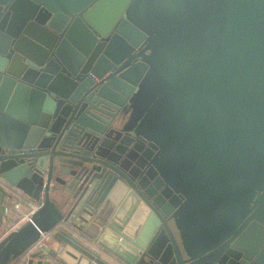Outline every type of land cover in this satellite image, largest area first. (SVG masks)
<instances>
[{"label": "water", "instance_id": "1", "mask_svg": "<svg viewBox=\"0 0 264 264\" xmlns=\"http://www.w3.org/2000/svg\"><path fill=\"white\" fill-rule=\"evenodd\" d=\"M0 178V264H264V0H0Z\"/></svg>", "mask_w": 264, "mask_h": 264}, {"label": "crops", "instance_id": "2", "mask_svg": "<svg viewBox=\"0 0 264 264\" xmlns=\"http://www.w3.org/2000/svg\"><path fill=\"white\" fill-rule=\"evenodd\" d=\"M15 200L10 195H0V240L6 235L7 227L27 212L25 205L16 211L13 207ZM73 256L78 257L76 252L56 239L52 232L44 235L40 242L11 264H88L85 259L78 261Z\"/></svg>", "mask_w": 264, "mask_h": 264}, {"label": "built area", "instance_id": "3", "mask_svg": "<svg viewBox=\"0 0 264 264\" xmlns=\"http://www.w3.org/2000/svg\"><path fill=\"white\" fill-rule=\"evenodd\" d=\"M0 187L3 189L4 194L10 195L16 199L13 203V207L16 211H19L23 205L27 207V212L23 214V216L20 219H18L15 223H12L7 227L6 234H8L9 232L15 230L22 223L29 221L32 214L38 209V206L37 203L26 197L17 189L11 187L1 178H0ZM41 236L43 237L44 235Z\"/></svg>", "mask_w": 264, "mask_h": 264}, {"label": "flooded vegetation", "instance_id": "4", "mask_svg": "<svg viewBox=\"0 0 264 264\" xmlns=\"http://www.w3.org/2000/svg\"><path fill=\"white\" fill-rule=\"evenodd\" d=\"M240 92L241 93H238V92L232 93L231 91H221V92H219V94L218 93L213 94V96L214 95L216 96V100H218L219 104L221 103V99H222V102L223 101H227V100L232 98L231 96H236L239 99V101H243L244 97H246V96H245V94H244V92L242 90Z\"/></svg>", "mask_w": 264, "mask_h": 264}]
</instances>
